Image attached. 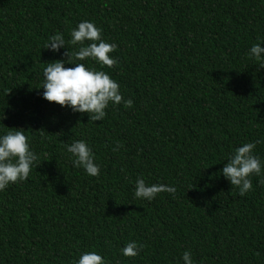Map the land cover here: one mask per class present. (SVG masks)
Segmentation results:
<instances>
[{"label": "trees", "instance_id": "trees-1", "mask_svg": "<svg viewBox=\"0 0 264 264\" xmlns=\"http://www.w3.org/2000/svg\"><path fill=\"white\" fill-rule=\"evenodd\" d=\"M82 20L117 44L103 70L133 102L109 104L101 121L39 88L46 64L67 59L43 48L49 37L62 33L71 54ZM261 40L264 0H0V134L23 129L40 163L0 192V264H73L84 251L108 264H183L185 250L195 264H264V176L240 196L220 174L242 143L261 141L264 160V61L249 55ZM76 140L98 177L72 166L65 145ZM138 177L175 197L135 199ZM132 240L143 247L124 257Z\"/></svg>", "mask_w": 264, "mask_h": 264}, {"label": "clouds", "instance_id": "clouds-1", "mask_svg": "<svg viewBox=\"0 0 264 264\" xmlns=\"http://www.w3.org/2000/svg\"><path fill=\"white\" fill-rule=\"evenodd\" d=\"M86 42H88L86 44ZM68 44L78 46L71 54L66 47L62 33L49 37L48 43L43 48L53 54L67 49L63 55L66 60L57 59L46 64L42 70L43 88L42 98L55 102L61 107H68L73 113H87L92 122L101 121L106 116L109 104L118 105L123 100L124 107H131L132 100H124L120 92V85L112 79L103 68L111 69L117 64V59L110 54L117 50L116 43L107 42L102 36V29L90 20H82L70 32ZM264 40L252 45L249 55L257 61H264ZM76 61H92L100 70L92 65ZM74 67L66 68L65 64ZM264 67V63L261 64ZM0 134V192L5 191L10 184L23 182L28 179L31 171L37 167L38 154L30 146L29 138L23 129L9 128ZM255 142L242 143L234 148L228 155L220 174L236 186L240 196L253 190L252 177L264 176V160L255 154ZM117 141L114 152L120 149ZM65 149L71 154V163L74 168H82L88 176L98 177L100 165L95 162L92 148L85 140H76L66 144ZM168 193L175 197L176 188L172 185L161 183H146L143 177H138L134 182L133 197L135 199L151 202L158 194ZM143 245L135 240L129 241L120 249L124 257H136ZM183 264H195L190 250H185L181 256ZM73 264H108L100 253L84 251Z\"/></svg>", "mask_w": 264, "mask_h": 264}]
</instances>
